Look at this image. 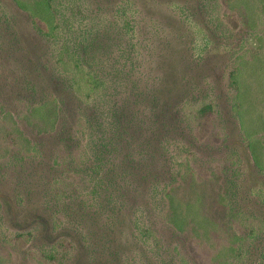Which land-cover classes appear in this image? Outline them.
<instances>
[{
	"label": "trees",
	"instance_id": "16d2710c",
	"mask_svg": "<svg viewBox=\"0 0 264 264\" xmlns=\"http://www.w3.org/2000/svg\"><path fill=\"white\" fill-rule=\"evenodd\" d=\"M14 1L45 45L39 50L43 55L29 46L30 52L21 57L11 56L17 50L5 49L7 59L23 61L17 67L6 68L0 61V181H15L17 205L31 185L20 175L32 174V179L45 158L41 144L23 125L37 135L66 139L49 164L59 177L42 188L51 231L58 235L28 250L25 264H70L76 241L88 251L91 236L83 228L87 218L76 209L67 213L70 198L82 209L84 194L102 210L109 209L108 223L115 215H127L133 243L142 246L141 257L133 260L136 264H243L261 227L247 222L219 167H201L176 132L167 139L162 136L176 116L174 82L164 68L177 37L168 30L164 37L167 23L147 15L135 0H99L101 5L95 0ZM178 1L169 6L183 25L192 21V14L206 19L207 42L198 54L200 62L212 39L229 51L221 94L238 119L255 165L264 173L262 146L254 130L260 125L250 121L246 104L244 70L254 56L247 58L243 44H231L240 32L262 42V21L254 3ZM191 2L197 3L196 12ZM10 19L0 15V39L8 40L5 46L18 47ZM190 50L191 44L186 52ZM1 56L0 52V60ZM36 56L46 58L40 63ZM199 61L187 59L182 97H200L199 92L208 89L198 102L184 100L183 133L189 130L196 140L222 145L227 134L220 120L221 103L209 99L213 83L203 78V87L193 85ZM7 86L16 89L5 93ZM74 107L78 115L70 118L69 126L65 116ZM158 225L171 232L173 246L161 237ZM32 238V231L0 229V264H9Z\"/></svg>",
	"mask_w": 264,
	"mask_h": 264
},
{
	"label": "rangeland",
	"instance_id": "374dc122",
	"mask_svg": "<svg viewBox=\"0 0 264 264\" xmlns=\"http://www.w3.org/2000/svg\"><path fill=\"white\" fill-rule=\"evenodd\" d=\"M250 1L254 3V8L260 17L259 20L262 21V26L259 30V33L263 35L262 42L258 40L256 35L240 32L231 44L234 47H238L239 43L243 44L245 47L242 51L247 49V58L254 56L246 64L244 70L246 74L245 83L248 86L246 104L249 107L248 118L253 124L260 125L255 127L254 130H257L255 135L261 142L264 162V0ZM95 2L101 5L99 0H95ZM135 2L147 15L159 18L167 23L166 32L163 34L164 37L167 38V30L177 37V39L171 41L172 52L164 68L168 80L174 82L172 87H174L173 93L176 96L174 111L176 116L175 122L168 128L167 134L164 133L162 136L167 139V137L169 138L172 135L173 131L176 132L180 143L195 154L196 160L201 167L210 168L209 170L220 168L223 172L222 181L228 184L229 194L237 201L238 206L246 212L249 217L246 218L247 222L253 221L262 229L257 243L254 244L248 257L244 259L243 264H264V173L262 168L259 170L255 165L247 142L241 135L238 119L233 113L231 114L227 104V97H223L221 94L223 83L221 81L224 80L222 68L229 59V51L225 50L226 47L224 48L221 43L218 45L212 39L209 42L203 60L200 62L198 54L207 42L206 32L203 28L204 20L206 19L203 15L192 14L193 17L190 18L192 20L191 24L183 25L179 15L177 14L178 17L174 16L169 6L171 3H179L178 0H135ZM196 5V2H191L190 7L195 12ZM4 14L11 17L10 24L18 35V47L5 46V42H8V40L4 42L0 39V52L2 54L0 61L2 65L6 68H14L23 63L20 60L7 59L5 49L17 50L11 54V56L16 57H21L30 51H34L36 54L42 53L41 55H43V52L39 50L43 49L45 45L41 40H38L37 34L31 27L29 18L14 0H0V15ZM189 44H191V50L186 52ZM28 46L30 51L27 50ZM36 58L38 57L36 56ZM45 58L46 56H43L42 59L38 58L37 61L43 63ZM188 58L199 61L193 85L203 87V78L210 79L213 83L214 91L212 92L213 97L209 99H214V101L222 104L219 105L220 120L224 119L223 132L227 134L223 147V144L213 143L212 139L196 140L189 130L183 133L186 130L184 115H186L185 112L187 111L182 107L184 100L193 99V101L198 102L203 99L201 96L208 89V87L202 89L199 92L200 97H182L184 93L182 77ZM49 61L53 62L50 55ZM1 82L2 79H0ZM15 89L16 87L7 86L5 93ZM75 108L69 110L67 116H65V118H68L67 123L69 126H71L70 118L78 115ZM23 127L32 139L41 144L45 158L32 179V174L20 175L27 179L28 184L31 183L28 194L23 195L22 204L17 205L13 198L15 196V181L13 179H11L12 181L3 182V179L0 181V229L5 228L6 231L11 232H33L32 242L20 251L17 257L13 255L9 264H25L28 250L37 248L58 235V232L51 231L49 216L44 203L46 193L43 192L42 188L49 179L59 177L58 173L49 167V164H51L50 161L54 152L59 148L60 144H64L63 141H66V139L60 138L56 134L37 135L25 125ZM172 152L173 150L169 151L168 156ZM232 160L235 162L231 163ZM9 177L12 178L11 175ZM40 181L42 182L40 183ZM87 198L84 194L83 199L86 202L82 209L75 207L74 198H70L69 206L67 207L68 215L72 213L73 209H76L77 215L82 214L81 218H87L83 228L91 236L88 251L76 241V251L69 261L70 264H136L133 260L141 257L139 251L142 246L133 243V230L129 225L127 215H115L113 217L115 218L114 221L108 223L110 220L106 219H111L109 209L102 210L95 199L87 200ZM104 221H106V224ZM158 227L164 241L173 246L176 240L171 232L165 227L160 228V225Z\"/></svg>",
	"mask_w": 264,
	"mask_h": 264
}]
</instances>
